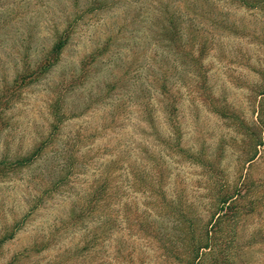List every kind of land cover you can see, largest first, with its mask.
Returning <instances> with one entry per match:
<instances>
[{"label":"rangeland","instance_id":"374dc122","mask_svg":"<svg viewBox=\"0 0 264 264\" xmlns=\"http://www.w3.org/2000/svg\"><path fill=\"white\" fill-rule=\"evenodd\" d=\"M211 3L213 13L217 9L240 27L215 32L205 17L197 19L199 28L211 29L212 39L193 71L164 46L159 0H0V89L14 86L26 69L34 71L57 33L74 25L57 64L28 84L7 110L0 160L50 141L34 165L6 169L9 176L0 179V236L25 219L0 250V264H14L17 255L16 264H169L173 258L163 256L173 255L169 243L187 233L180 214L191 206L206 221L217 206L211 189L226 185L237 191L242 183L240 202L249 212L237 223L238 245L247 264H264V147L247 163L252 136L262 127L264 137V11L228 0ZM166 66L168 86L180 102L176 127L159 94ZM138 94L150 103L152 124L132 103ZM123 98L127 101L114 113ZM56 108L62 123L52 134ZM221 108L237 118L222 116ZM168 138L189 154L169 151L160 143ZM132 141L139 149L146 144L160 162V196L144 188L121 189L111 239L87 253L89 235L103 219L97 209L86 210L100 178L110 170L120 189L129 181L122 175L130 165L145 166L138 148L123 156L119 143ZM154 169L148 166L151 177ZM154 237L157 242H151ZM164 247H170L167 253Z\"/></svg>","mask_w":264,"mask_h":264},{"label":"trees","instance_id":"16d2710c","mask_svg":"<svg viewBox=\"0 0 264 264\" xmlns=\"http://www.w3.org/2000/svg\"><path fill=\"white\" fill-rule=\"evenodd\" d=\"M228 1L232 6H241L254 11H264V0ZM174 2H176V4H174L173 9L172 5ZM159 4L162 6L165 13L164 17H160L162 26L158 25L160 35L163 37L162 40L164 46L172 55H180V58H183V60H180V64H184L188 70L192 69L195 71L197 69L196 64L198 59L209 51V42L212 39V36L209 35V31L212 32L215 31V29L220 28L224 29L227 33H231L236 32V30H239L238 27H240L236 22H230L228 18H225L223 13L220 15L217 14V9L216 12L213 13L210 9V7L213 8L211 0H159ZM202 17H205V20L209 25L214 26L212 31L207 27L205 28L201 26L202 29L199 28L197 19ZM73 26L72 22L63 33H57V38L52 48L46 53L45 59L34 71L26 69L24 74L16 77L14 80V86L2 87L0 89V136L9 127L7 110L13 106L14 100L22 95L23 89L26 88L28 84L40 80L57 64L62 52L71 39L72 32L74 31ZM201 31L204 32L201 33ZM94 55L98 54H92L93 61H95L96 58ZM195 55L198 56L196 57ZM166 68L167 66L165 68L162 67V71H160L163 75L165 74V81H162L161 83V93L159 94L163 99L162 102L165 107L163 111L165 112L167 119L176 127V123L179 121L180 102L177 94L168 86L170 78H168V69ZM192 92L193 91L190 89L189 93L192 94ZM260 95L264 96V91ZM132 96H134L131 98L133 100V105L142 108V112L147 113V118H149L150 124H152L154 113L151 111L150 103L147 101L145 95L138 94ZM125 101L127 100L123 98L118 102V105H116V108L114 109V113L115 111L118 112L120 108L117 107L123 105ZM221 109L223 110L221 111L222 116L228 117L232 120L237 118L234 113H229L228 110L226 111V109L224 110L223 108ZM53 114L55 121L53 127L55 130L52 134H55L57 129L61 126L62 120L57 108ZM262 130L263 128L261 127L259 130L260 132L252 136L254 144L251 147L252 153L247 159V163L251 164L254 162L259 156V153L262 152L260 149L264 147ZM49 141V139L43 141L33 151L16 157L15 159L0 160V179L9 176V173L5 171L6 169H10L12 172H17L18 170L29 168L34 165L44 154L43 151L48 146ZM133 142L134 141L130 143L127 142L126 144L122 142L119 143L123 156L127 157L135 152L137 148L139 149L140 145H134ZM160 143L165 145L169 151L176 152V154L184 152V149L176 143L174 138L164 139ZM139 151L143 152V157L140 158V162H145V166L136 169L130 165L128 172L122 175L125 180H129L122 184L124 185L123 187L119 186L120 189H118L116 176L108 170L106 175L100 178L99 186L95 188L90 195L91 199L87 201L86 210L91 209V212L93 213L97 209L98 213L102 214L103 219L99 223L98 228L95 231H92L89 235L91 240L87 242L88 246L85 247L87 253H90L89 250L95 248L94 245L96 243L101 245L104 244L107 239H111L117 221L113 207L115 206L117 199L120 200L123 197L121 189L128 188L138 190L144 188L147 192L152 193L153 195L155 194V198L160 196L157 184L161 183L162 166L160 162H154V154L146 144L144 145L142 143V147H140ZM149 151L153 155H150ZM160 151L161 150L158 152ZM184 153H186V155L189 154L187 150ZM150 158L152 159L149 160ZM189 158H192L194 162L203 163L200 161L198 154H191ZM140 162L138 161L139 164ZM72 165L73 163L71 161L67 166L70 168ZM150 165L155 168V173L150 172L152 173V177L147 171L148 166ZM242 187L244 189L245 183H242L237 191H232L226 185H222L219 189H211L213 193L215 192L214 195H217V206L206 221L201 220L200 216L191 206H188V208L180 214V217H184L182 226L187 233L182 236V239L177 240V242H170L169 244L171 248L164 247L165 253L168 252L169 248L173 251L172 256L168 255L170 251L163 255L166 260L171 257L173 258L169 264H247L245 262L244 251L242 247L238 245V240L241 235L236 229L238 226L237 223L242 218L243 214L249 212L240 202V194L241 196L243 194L241 193ZM247 189L249 190V188ZM124 208V212H128L126 211L127 206ZM24 221L25 219L17 222L11 229H5L6 232L0 236V250L8 241L15 237ZM155 240L157 242V239L154 237V240L151 239V242H155ZM183 240L187 242L185 248L183 247ZM19 260L20 255L14 257V264L19 262Z\"/></svg>","mask_w":264,"mask_h":264}]
</instances>
